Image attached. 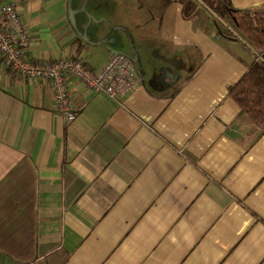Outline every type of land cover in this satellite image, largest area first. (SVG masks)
I'll use <instances>...</instances> for the list:
<instances>
[{"label":"crops","instance_id":"obj_1","mask_svg":"<svg viewBox=\"0 0 264 264\" xmlns=\"http://www.w3.org/2000/svg\"><path fill=\"white\" fill-rule=\"evenodd\" d=\"M17 6L30 59L121 53L139 85L113 100L70 78L66 122L0 54V264H264V135L228 95L250 50L179 0Z\"/></svg>","mask_w":264,"mask_h":264},{"label":"built area","instance_id":"obj_2","mask_svg":"<svg viewBox=\"0 0 264 264\" xmlns=\"http://www.w3.org/2000/svg\"><path fill=\"white\" fill-rule=\"evenodd\" d=\"M29 48L30 38L17 0H0V54L6 66L24 78L49 82L55 111L66 122L74 118L67 90L70 78L113 100L139 85L131 61L121 53L111 55L103 68L95 72L78 58L34 61L28 57Z\"/></svg>","mask_w":264,"mask_h":264},{"label":"trees","instance_id":"obj_3","mask_svg":"<svg viewBox=\"0 0 264 264\" xmlns=\"http://www.w3.org/2000/svg\"><path fill=\"white\" fill-rule=\"evenodd\" d=\"M179 1L184 18L192 19L202 10L217 37L242 43L256 58L244 76L228 88V95L264 135V8L238 9L229 0Z\"/></svg>","mask_w":264,"mask_h":264},{"label":"water","instance_id":"obj_4","mask_svg":"<svg viewBox=\"0 0 264 264\" xmlns=\"http://www.w3.org/2000/svg\"><path fill=\"white\" fill-rule=\"evenodd\" d=\"M247 48V47H246Z\"/></svg>","mask_w":264,"mask_h":264}]
</instances>
